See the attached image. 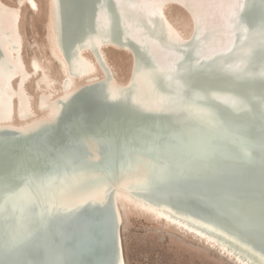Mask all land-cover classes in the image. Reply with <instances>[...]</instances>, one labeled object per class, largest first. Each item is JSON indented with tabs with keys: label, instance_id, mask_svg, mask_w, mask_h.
<instances>
[{
	"label": "bare ground",
	"instance_id": "bare-ground-1",
	"mask_svg": "<svg viewBox=\"0 0 264 264\" xmlns=\"http://www.w3.org/2000/svg\"><path fill=\"white\" fill-rule=\"evenodd\" d=\"M83 1L73 0L69 18L76 19L77 10L85 3ZM170 1L182 2L187 7L183 2L187 0H167L164 3L143 0L146 5L154 6V10L161 11L173 33L169 34L171 39L172 35L182 40L190 39L194 33V19L191 33L184 36L166 15L165 8ZM242 1L235 0L230 4L223 28L213 27V33L206 32L196 40L180 70L171 73L163 69H171L181 54L171 50L167 40L163 43L152 33H147L146 27L144 29V25L137 22L142 19L141 12L132 7L127 11L130 14L126 18L128 29L135 39L150 45L156 61L153 62L163 69L156 70L151 57L145 55L139 59L135 73L133 59L129 79L121 83L117 81L103 48L114 47L133 55L131 49L116 43L117 36L110 35L99 41L104 62L90 45L89 37L76 57L61 43L54 0L50 1V40L52 56L61 67L63 79L59 82L52 77L37 58L29 71L23 55L24 38L19 20L23 5L28 4L32 10L38 11L39 2L19 0V6L12 7L0 0V38L9 59V62L0 61V127L28 129L50 121L61 109L62 99L86 85L103 81L108 75L113 76V87L127 86L133 74L137 75V83L127 93V103L104 100L108 97H101L107 94L100 88L83 96L71 107L70 113L75 116L85 117L92 123L103 121L99 125H87L89 131L85 132L88 134L111 127L115 129L117 140L122 130L132 126L127 124L122 128L117 125L124 113L152 127L153 120L149 121L148 113L136 107L146 101L157 107L162 101L166 103L164 115L159 119L163 123L155 135L140 133L138 140L121 151L110 150L109 147L115 146L114 142L105 141L103 163L99 167L90 162L91 154L100 156L99 142L93 135L85 137L80 127L86 125L73 127L68 124L59 128L60 135L65 136L68 143L57 148L59 150L52 154V158L48 154L50 145H55L53 139L41 143L24 138L14 143L0 141V264H112L113 229L107 206L110 181L107 177L105 181L100 180L101 173L108 172L107 168L118 178L117 183L138 182L142 187L163 192L169 199L183 200L186 207L193 203L218 213L230 210L238 212L242 219L245 218L244 209L252 208L247 189L260 187L259 207H255L254 212L256 224L264 222V0H249L250 8L243 15L247 33L241 34L246 40L234 52L200 66L196 61L197 56L226 51L233 45V21ZM192 2L204 3L198 12L212 16L213 25L222 15L227 0ZM151 23L160 37L163 26L154 19ZM80 32L75 36L78 40L84 38L81 37L84 30ZM87 52H91L94 59L89 58ZM99 69L102 75L97 74ZM33 74L39 75L38 87L43 88L39 108L46 114L42 116H35L32 96L26 87ZM77 79L84 82L76 85ZM58 82L60 93L56 94ZM16 100L19 115L25 121L21 124H14ZM133 104L138 106L134 108ZM193 139L203 143L204 153L193 154ZM67 154L71 156L69 159ZM155 155H160L164 164L154 162L152 157ZM173 157L182 161L173 162ZM112 160L114 165L110 164ZM189 172L197 178L185 179ZM37 179L49 183L48 187L43 188L35 181ZM232 185L239 188L234 190ZM117 195L119 202L123 198L156 218L218 243L248 264H257L251 260L252 254L244 253L247 249L230 243L190 217L124 189H119ZM84 200L88 204L83 207ZM103 203L104 210L100 212H104L99 216L97 210ZM119 212L121 215L120 207ZM123 260L126 264L125 257Z\"/></svg>",
	"mask_w": 264,
	"mask_h": 264
},
{
	"label": "water",
	"instance_id": "water-1",
	"mask_svg": "<svg viewBox=\"0 0 264 264\" xmlns=\"http://www.w3.org/2000/svg\"><path fill=\"white\" fill-rule=\"evenodd\" d=\"M161 1L164 3L167 0ZM54 2L55 12L57 14L60 40L62 45L65 46V48L72 50V52L76 54V57H78V54L81 51V47L85 46L84 43H86L87 38L90 37L92 41V43L90 42V45L94 46L97 55L101 58L102 61L105 62L104 56L101 52L102 48L99 43L101 41L106 40V38H109L110 35H115L118 39L116 43L121 46L128 47L133 52L134 73L138 69L139 59L141 57H145V55L149 58L151 57V62H153L155 59L151 55L150 45L142 43L135 39V37L131 35V32L128 29L126 18H128V15L130 14H127V11H129L132 7L137 8V10L141 12L142 19H139L137 22L143 24L144 29L146 27L147 33H152V36L154 35V38L160 39V41H162L163 43H165V40H167L168 43L167 41L166 43L170 45H168V47H170L171 50L178 51L181 54L178 60L176 61L175 65L171 67V69H163V67H160V65H157V63L155 64L154 62L156 61H154V67H156V70L158 71H162L163 69V71L171 73L180 70L182 63L185 62L186 55L188 50L190 49V46L196 40L200 39L206 32L213 33L215 30L213 27H211V22L214 20L212 16L209 15V17H207L205 15L206 13L200 14L198 12L199 9H202L204 7V3L196 4L192 2V0L183 1L191 10V15L194 19V33L191 38L187 40H182L176 37L175 35H172L174 37H172L173 39H171V36L169 34L173 33H171V30L169 29L166 21L164 20L161 11L157 9L154 10V6L150 7L146 5L143 0H84L83 2L85 3L83 4V7L80 8V10H77L75 16L76 19L74 20L73 18H69L73 8V0H54ZM180 3L184 5V3L182 2ZM242 3L243 4L237 10L233 21V26L235 29L233 45L226 51H221L212 55L197 56L196 61H198L197 64H199L197 66L204 65V62H207L208 60L212 61L215 60V58L217 57H223L225 55L227 56L229 53L234 52L243 43V41L246 40V36L243 38L241 37V34L245 35L247 33V28L246 26H244L243 22V15L248 11L250 6L249 0H243ZM153 19L156 21V23H160L163 26V33H161L162 35H160V37H158L155 31L153 30L154 25L151 23ZM241 22L242 26L240 25ZM81 30H84V34L83 36H81L84 38L82 40H78L77 38H75V36L77 33L80 34ZM79 45L81 46L79 47ZM1 60L9 62L7 53L5 51L4 43L0 38V61ZM112 79L113 76L108 75L103 81L86 85L76 90L66 99H62V101L60 102L61 109L50 121L42 122L36 125L35 127H31L28 129H13L8 127H0V141L6 140L7 142L14 143L18 139L24 138L28 141H36V143H41L45 142L46 140L53 139L55 145H50V151L48 154V157L52 158V154H55L57 150H59L57 148H63L68 143V140L66 138L64 139L65 136L60 135L58 130L59 128L61 129L63 125L68 124L69 126L73 127L76 125H86L80 127V130L82 129L81 131H83L85 137L93 135L95 139L99 142V148L97 150L99 151L100 156L96 157L95 155L91 154L90 157V162H92L94 166L99 167L103 163L102 156H104L103 147L105 145V141L107 142L110 140L114 142L113 144L115 146L109 147L111 148L110 150L121 151L126 149L129 143L134 142V140H138L140 133L151 132L155 135V133L158 131L157 128H159V125H162L163 123L159 119L162 115H164V110L166 106L165 101H162V105L160 107L152 106L149 101H146L142 106L133 104L134 108L138 106L136 107L137 109L141 108L148 113V118H151L149 121L153 120V126L148 127L146 126L147 124L135 121L132 116L124 113V115L121 116L120 121L117 122V125H121L122 127L129 124L132 126L130 129L128 128L129 130H122V133H119V137L117 140L115 137V129L111 127L102 131L98 130V132H96L95 134L86 133L85 131H89L87 125H99V123H102L103 121H100L99 123H92V121L90 122L88 119L85 120V117H80L77 115L75 116L74 114H71L70 109L75 103L80 102L83 99V96L93 91H98L100 88H102L101 90H103V92H106L107 94L106 96H101L108 97V99L104 98V100H109L116 104H120L123 102L127 103L125 97L127 96V93H129V91H131V89L137 83L136 74H133L130 83L125 87H113ZM107 120L108 119H106V121ZM193 142L194 145L192 146V151L195 156L206 151L204 148L205 146L200 141L198 142V139H195V141L193 139ZM254 150L256 152V149ZM67 157L69 159L71 156L68 155ZM45 159L47 161L49 160L47 158ZM152 159L154 160V162L158 161L160 162L159 164H164V159H162L160 155H155V157H152ZM173 159L175 160L173 162L182 161L176 157H173ZM114 163L115 161H110L111 165H114ZM45 164H47V162H45ZM106 170L108 172H102L100 180L103 179L105 181V177H107L110 181L108 184L110 185V190L107 196V206L110 209L111 224L113 229L111 241L113 257L112 264L124 263L122 219L119 212L120 198L117 197L119 189L127 190L137 197H140L147 201H152L153 203H158L159 205H163L177 213L194 219L198 222V224L202 225L203 227L206 226L210 230H214V232L221 235L222 237H225L226 239L230 240V243L247 249L248 251H245L244 253L252 254L253 258L251 260L255 263L264 264V222L256 224L254 212V208L259 207L258 201H260V187L253 186L247 189L249 191L250 207L252 208L244 209L243 214H245V218L242 219L238 216V212H231L230 210L227 213L226 211L225 213H218L211 209L200 207L199 204L194 205L193 203L186 207L183 205L184 203H182L183 200L169 199L165 197L163 192H156L154 189H150L144 186L142 187L138 184V182L117 183L118 178L110 171V169L107 168ZM100 172L101 171H99L98 173ZM184 178L195 179L197 177L194 176V173L189 172L187 175L184 176ZM35 181L39 182L45 189L48 187L49 183H46L43 180L37 179ZM232 187H235V185H232ZM237 188L239 187H235L234 190ZM215 190H219V188H215ZM87 204V202L83 203L82 206L84 207ZM104 204L105 203L100 205V208L97 210L99 216L102 215L104 212H100L101 209L104 210ZM58 208L62 207L59 206ZM88 209L89 207L86 208V210ZM258 230L261 231V233L263 234H259ZM90 237L91 236H89L88 238L90 239ZM70 257L73 258L74 256L72 257L71 254Z\"/></svg>",
	"mask_w": 264,
	"mask_h": 264
},
{
	"label": "rangeland",
	"instance_id": "rangeland-1",
	"mask_svg": "<svg viewBox=\"0 0 264 264\" xmlns=\"http://www.w3.org/2000/svg\"><path fill=\"white\" fill-rule=\"evenodd\" d=\"M37 1L39 2L38 11L32 10L28 4L21 7L22 17L19 20V29L24 38V60L28 70L32 71V62L37 58L49 74L60 82L64 75L59 63L52 56L50 40L51 0ZM234 1L227 0L218 22L211 27L218 30L223 28L227 10ZM3 2L12 7L19 6V0H3ZM165 12L172 24L184 36L191 33L193 17L187 7L179 1H170ZM103 50L117 81L126 82L132 71V53L114 47H104ZM86 55L94 59L91 52H87ZM97 74L102 75L101 69ZM38 81L39 75L33 74L26 87L32 96L35 116H42L46 112L39 108L43 88L38 87ZM59 82L56 84L58 87L56 94L60 93ZM83 82L84 80L77 79L76 85ZM16 84L15 82V86ZM42 87L48 89L46 85ZM47 91L51 93L50 90ZM15 104L14 124H21L25 121L19 115L20 107L17 100ZM119 206L122 215V241L126 264H248L240 256L218 243L156 218L153 214L130 204L123 198Z\"/></svg>",
	"mask_w": 264,
	"mask_h": 264
}]
</instances>
